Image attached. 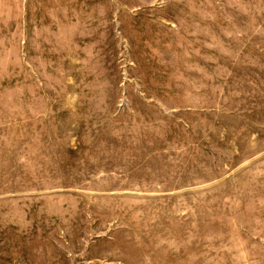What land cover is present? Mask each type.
<instances>
[{"label": "rangeland", "instance_id": "1", "mask_svg": "<svg viewBox=\"0 0 264 264\" xmlns=\"http://www.w3.org/2000/svg\"><path fill=\"white\" fill-rule=\"evenodd\" d=\"M0 264H264V0H0Z\"/></svg>", "mask_w": 264, "mask_h": 264}]
</instances>
